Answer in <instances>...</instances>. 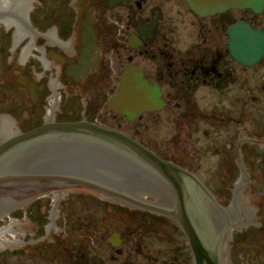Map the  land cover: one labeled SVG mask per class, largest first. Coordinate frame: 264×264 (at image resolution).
Wrapping results in <instances>:
<instances>
[{
	"label": "flooded vegetation",
	"instance_id": "flooded-vegetation-1",
	"mask_svg": "<svg viewBox=\"0 0 264 264\" xmlns=\"http://www.w3.org/2000/svg\"><path fill=\"white\" fill-rule=\"evenodd\" d=\"M35 1V6L27 12L26 37L18 45L15 40V45L13 43L9 49L11 64L17 52L20 61L19 66L10 67V85L0 90V106L5 100L10 101V108L6 112L0 108V120L4 116L13 120L9 122V131L5 135L0 132V143L3 139L17 140L38 129H42V132L18 142L8 152L7 161L15 166L7 174L14 176L13 173H17L32 178L0 182V205L16 201L19 202L17 205L29 207L44 195L36 197L35 194L39 192H46L45 196L53 195L54 201L48 211L51 223L38 228L37 232L41 233L33 235L35 237L17 242V248L25 251L26 264H147L150 259H145L147 244L144 240L152 236L150 218L162 217L177 224L172 216L161 211L175 213L177 199L172 185L165 183L166 187L161 191L171 202L164 207H161L163 201L158 195L144 197L146 202L159 205L161 209L156 211L108 192L110 186L107 182L82 183L55 179L99 170V165L90 164L93 160L98 161L88 158L90 152L75 150L77 141L93 140L96 133L87 128L70 130L60 126L84 123L122 133L181 170L194 174L184 165L185 162L183 164L179 160L188 156L186 151L178 155L173 151L172 141L168 137L157 139L151 134L156 122L108 121L112 113L126 118L116 113L110 103L119 91L126 67H140L144 77L159 86L165 103L161 110L140 114L138 120L166 111L170 116H183L184 122L194 121L192 112L186 109L184 97L196 94L201 85H215L216 90L233 94L232 100H243L247 104L251 93L249 87L243 91L241 83L245 81L249 85L250 76H244L242 81L241 76L237 79L235 66L237 64L244 70L252 67L237 63L228 48L223 55L217 43L202 45L200 19L203 17L194 13L186 0ZM184 11L194 17L191 25L198 30V39L185 49L178 48L176 44V34L181 22L185 21ZM248 12L246 10L244 14ZM221 15L225 17L228 14ZM203 43H207V38H203ZM237 80L239 94L232 93V84ZM12 108L16 113L14 117ZM245 122H218L229 128L237 124L225 136L229 147H223L224 153H228L233 149V142V152L236 154L235 160L230 157L232 163L229 157L226 158L227 172L224 174L227 179L230 180V173L237 168L246 179L245 182L239 179V183H236L232 192L234 203L238 195L242 197V189L250 185L246 163L251 159L250 146L261 142L258 137L252 136L251 131L248 132L252 127ZM255 127L257 129L258 125L253 129ZM118 153L131 156L121 150ZM88 164L90 168H87ZM143 168L150 175L159 174L146 162ZM176 173L179 178L188 180L189 174L179 170ZM224 185L229 186L230 183L225 182ZM121 188L118 191L124 193V188ZM205 193L201 196L208 201V194ZM26 196L31 198L23 199ZM203 202L201 213L205 223L202 225L199 206H193V209L198 215L199 227L206 234L210 209ZM217 202L220 204L218 208L223 210L233 206L226 208ZM33 212L42 215L37 208H33ZM243 224L244 216L238 224H230L231 232L235 226ZM218 243L221 254V239H218ZM240 244L246 246L245 241Z\"/></svg>",
	"mask_w": 264,
	"mask_h": 264
},
{
	"label": "rangeland",
	"instance_id": "rangeland-1",
	"mask_svg": "<svg viewBox=\"0 0 264 264\" xmlns=\"http://www.w3.org/2000/svg\"><path fill=\"white\" fill-rule=\"evenodd\" d=\"M35 4L36 1L32 0V7ZM183 15L185 21L181 22L179 33L176 34V41H178L176 44L178 48L185 49L190 43L198 39V30L191 25V22L195 20L194 17L186 11ZM243 18L252 21L257 26L264 27V12L255 15L252 12L244 14V11L234 10L225 17L215 15L200 19V42L202 45L217 43L222 54H226L228 44L227 21ZM204 29L205 33L203 32ZM12 31L13 29H10L7 24L0 23L1 91L10 85V67L19 66V52L14 54L15 60L12 64V59L9 57L11 56L9 49L13 43L15 45V42L12 41ZM203 38H207V43H203ZM235 67L238 71L237 79L241 76L242 81L244 76H250L249 85H246L245 81L241 83L243 91L245 87H249V94L251 93L247 104L243 100H232L233 94L218 91L215 85H201L196 94L184 97L186 109L192 112L194 121L184 122L183 116L177 117L175 116L177 114L170 116L169 112L163 111L161 115L151 114L133 122H156L152 126L151 134L157 139L168 137L172 141L173 151L178 152V155L186 151L188 156L179 158L180 162L183 164L185 162L184 165L202 180L215 198L223 206H228L233 198L232 192L236 183H239V179L244 182L246 179H243L244 174H241L238 168L233 169V172L230 173V180L224 174L227 172L226 158L231 157L235 160L236 156L233 152V142H231L233 149L224 153L223 147L225 145L227 148L229 147L225 136L233 131L237 124H232L229 128L218 122L247 121L245 123L252 127V130L248 132L251 131L253 137L256 136L258 140H261V142H256L250 146L251 159L246 161L251 180L247 187L253 197L255 218L251 223L234 227L228 241V247L224 246L223 248V251L227 252L224 257V264H264V245H261L264 242V61L252 68H247V70L237 64ZM232 88V93L239 94L238 80L232 84ZM4 102L0 106L2 112H6L8 107L10 108L8 106L10 101L5 100ZM11 110L13 117L16 116L13 108ZM182 111L183 108L180 109V112ZM230 116L231 120L228 119ZM176 118H178L177 121L170 122ZM232 119L237 121H232ZM108 121L131 122L115 113L111 114ZM255 125H258L257 129L256 127L253 129ZM243 148L246 151V147ZM231 158L230 162L232 163ZM225 182L230 183V185H224ZM43 194L38 200L39 203L37 201L35 205L25 207L23 204L13 208L11 210L12 218L8 222H0V227L9 225L11 221L19 220L20 224L16 228L19 235L22 236V241H27L29 238L35 237L33 235L41 233V231L37 232V229L43 228L50 222L48 211L54 201L52 200L54 199L53 195L45 196L46 192ZM33 208H37L42 215H38L37 212L31 213ZM150 221L153 224L152 236L144 240L147 244L145 249L147 258L145 257V259H150L147 264H193V254L182 229L176 223L167 221L162 217H151ZM24 234L25 237H23ZM241 241H245L246 246H242ZM17 246L16 243L0 245V264H26L25 251L17 248ZM13 248L15 249L14 252L11 251ZM17 249H19L18 252Z\"/></svg>",
	"mask_w": 264,
	"mask_h": 264
},
{
	"label": "water",
	"instance_id": "water-1",
	"mask_svg": "<svg viewBox=\"0 0 264 264\" xmlns=\"http://www.w3.org/2000/svg\"><path fill=\"white\" fill-rule=\"evenodd\" d=\"M30 2L31 0H0V22H5L11 25L13 29L12 41L14 42L15 40L16 42H19L27 35L28 31H26V23ZM187 2L190 8L200 16L214 15L228 9H251L256 14H260L264 10V0H187ZM228 32L229 50L236 61L248 66H253L261 61L264 56L263 29L256 28L252 23L247 21H238L229 27ZM161 95L162 92L158 85L150 83L147 79H145L143 71L140 67L129 65L126 67L123 74L120 90L118 94L110 100V103L112 108L117 113L125 115L129 120H134L139 114L146 111L160 110L164 106ZM60 128L70 130L87 128L92 130L93 133H96L94 136L95 138H92L93 140L77 141L75 143V150L90 152V154H87V156H89L88 158H96L98 161L96 162L93 160L91 162L89 159L86 160L91 162L90 164L92 165H99V170H90L87 173H78L77 176H61L55 179L82 183H88L86 180H92L93 182L95 181L99 183L107 182L108 186H110L109 189L111 192L119 195L118 189L122 187L124 189H121L125 194L130 196L134 195L140 199H144V196H147L149 192H152L161 198L160 200L163 201V204L160 203V205L161 207H164L166 204L171 203L163 195L164 192L163 194L161 193L163 187H165L164 184L148 175L147 170L143 168V165L132 159L131 156L129 157L128 154L120 155L118 152L121 150L123 152L130 153L133 156H137L139 159H144L146 163L161 174L166 183L172 185L177 199L175 205L176 209L174 210L175 213H172V216L176 219L177 223L182 227L185 235L187 236L197 264H203L204 262L207 264L208 260L205 255V252H208V250L203 246L202 241L219 244L218 239H221V245L228 247V238L232 227L230 224L240 221L243 216L244 224L251 223L255 218L253 197L247 186L244 188L242 187V190H244L242 194L244 200L238 195L235 203L232 198L231 203L224 207L227 208L232 206V204L234 205L231 208L223 210L217 207L216 201L211 196L208 195V201L207 199L204 200V197L201 196V194L205 195V191L199 190V187L196 188L195 186H192L190 180L194 181L196 185H199L201 188H205L196 176L189 174L188 180L185 178H179L176 172L178 170L183 173L186 171L180 170L177 166L171 164L170 162L162 160L153 152L144 149L141 145L124 134L88 124L86 125L84 123L62 124ZM41 132L42 129H38L20 137L17 140L0 143L1 183L9 182L13 179L32 178L29 176H22L17 173H13L16 174L14 176H9L7 173L12 172L11 170L13 169V165L10 161H7V159L9 158V151H11L18 142L28 139L30 135ZM90 164H88L87 168L91 167ZM91 177L100 179V181L94 180ZM101 178H104V181ZM190 187L196 197H198L197 200H200V204L196 199L192 198V195L190 194ZM43 193L45 192H39L35 194V196ZM195 195H193V197ZM151 197L152 196L149 198ZM30 198L31 197L26 196L23 199L27 200ZM128 198L133 200L130 197ZM149 198L148 200H154V198ZM202 202L203 204L208 205V208L210 209V214H208V216L211 229L208 225V232L206 234H204V230L198 225V215H196V217H192V214L189 211L191 205H196L197 207L199 206L200 225L205 223L204 216L201 213L203 210ZM18 203L19 202L11 201L0 205V217L17 207ZM153 208H156V206H153ZM243 211L246 212L248 217ZM8 232L12 233L14 231L11 228H0V243H5L3 241L7 240V238H5V234Z\"/></svg>",
	"mask_w": 264,
	"mask_h": 264
},
{
	"label": "bare ground",
	"instance_id": "bare-ground-1",
	"mask_svg": "<svg viewBox=\"0 0 264 264\" xmlns=\"http://www.w3.org/2000/svg\"><path fill=\"white\" fill-rule=\"evenodd\" d=\"M30 6H31V2H30V5H29V8H30ZM29 8H28V10H29ZM0 23L7 24L9 26V28L12 29L10 24L5 23V22H0ZM23 39L20 40L19 42H16V44L17 45L20 44V42H22ZM9 122H13V120H11V119H9L8 117H5V116L2 117V119L0 120V132H1V134L5 135L9 131V125H10ZM10 211H8L7 213H9ZM7 213H5V214H7ZM9 228L12 229V226H10ZM230 235H231V232H230ZM230 235H229L228 241L230 239ZM0 244H4V243H0ZM202 244L208 250V252H205L206 257L209 260V261L207 260V264H223L224 257H225V255H227V252L223 251L224 246H222V250H221V254L222 255H221L219 253V251H218V245L217 244H213V243H209V242H205V241H202ZM190 248H191V252L193 254V262H194V264H197L191 245H190ZM203 264H205V262Z\"/></svg>",
	"mask_w": 264,
	"mask_h": 264
}]
</instances>
